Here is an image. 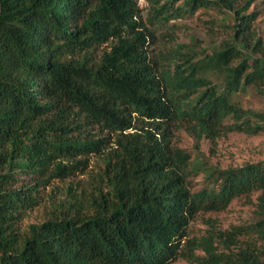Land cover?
I'll list each match as a JSON object with an SVG mask.
<instances>
[{"label": "trees", "instance_id": "1", "mask_svg": "<svg viewBox=\"0 0 264 264\" xmlns=\"http://www.w3.org/2000/svg\"><path fill=\"white\" fill-rule=\"evenodd\" d=\"M146 1L144 18L137 0H0V264H264V158L221 168L172 144L177 129L264 132V109L235 97L253 87L264 100L257 0ZM199 9L226 14L230 35L209 51L155 47L159 28ZM91 152L102 166L88 192L53 183L84 172ZM252 194L249 223L188 237L197 213Z\"/></svg>", "mask_w": 264, "mask_h": 264}, {"label": "rangeland", "instance_id": "2", "mask_svg": "<svg viewBox=\"0 0 264 264\" xmlns=\"http://www.w3.org/2000/svg\"><path fill=\"white\" fill-rule=\"evenodd\" d=\"M142 17L146 18L149 12V5L146 0H137ZM257 10L259 12L254 21V30L257 36H260L264 43V4L257 0L249 7V11ZM230 18L222 11L209 9L197 10L193 14H188L182 18L172 19L167 26L161 27L156 31L155 47L159 45L173 44L174 39L180 43H186L197 40L199 47L208 51L214 48L222 39L230 35ZM107 48V44L99 47V49ZM99 49L97 52H99ZM240 104L245 108L264 109V100L258 93V89L250 87L245 91L238 92L235 96ZM69 120L74 117L76 120L84 121L75 108H67L64 110ZM90 136H104L107 139L113 138L112 133L102 131L100 126L95 125L92 129L90 124L86 125ZM80 128H86L82 125ZM77 133V130L74 131ZM172 144L184 148L191 153L192 157H198L201 161L208 165H217L221 168L227 166L241 165L247 161H257L264 158V132L250 134L243 131H226L218 136L214 141L206 139L197 140L186 131L180 129L174 131ZM112 145V142L106 144L105 150ZM197 148V149H196ZM199 151L196 154L194 151ZM96 153L87 155V165L84 172L77 174L67 181L56 180L53 183L59 186L65 183H73V187L77 193H81V189L85 188L88 192L89 177H92L98 170L99 165L102 166L100 157ZM91 172V176L89 173ZM193 190L199 189L203 182V172L191 174L189 177ZM256 194L250 196H241L234 198L228 206L221 211H208L197 213L189 222L188 237H200L206 234L210 229L226 231L232 226L249 223L255 210ZM47 206L41 204L35 210L30 212L25 218L24 223L37 222L45 215ZM197 255H202L200 250L196 251ZM170 264H197L186 257H179L171 261Z\"/></svg>", "mask_w": 264, "mask_h": 264}]
</instances>
